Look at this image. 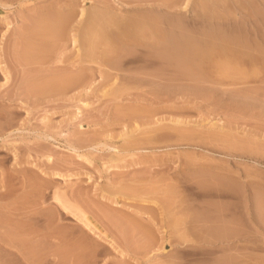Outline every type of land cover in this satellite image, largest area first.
<instances>
[{"label":"rangeland","instance_id":"rangeland-1","mask_svg":"<svg viewBox=\"0 0 264 264\" xmlns=\"http://www.w3.org/2000/svg\"><path fill=\"white\" fill-rule=\"evenodd\" d=\"M184 2L0 0V264H264V0Z\"/></svg>","mask_w":264,"mask_h":264},{"label":"bare ground","instance_id":"bare-ground-1","mask_svg":"<svg viewBox=\"0 0 264 264\" xmlns=\"http://www.w3.org/2000/svg\"><path fill=\"white\" fill-rule=\"evenodd\" d=\"M189 2V0H185V4H184V8L189 4L188 3ZM82 11H84V9H82ZM82 14H84L83 12H82ZM72 17H70V20H72L71 19ZM69 20V19H68ZM47 21V20H46ZM67 21V20H66ZM66 21H62L63 22V24H66ZM69 22V21H68ZM67 22V23H68ZM63 24H61V25H63ZM69 24V23H68ZM57 25V24H56ZM59 25V24H58ZM64 26V25H63ZM67 25H65V27H66ZM64 27V28H65ZM65 31V30H64ZM60 32V30L57 32V33H59ZM73 32H75V31H73ZM62 33V32H61ZM73 34V33H72ZM75 34V33H74ZM73 34V39H74V43L77 41V35L75 36ZM110 34V33H109ZM182 35V34H181ZM109 35H107V37H108ZM115 37V36H114ZM175 40H177V39H175ZM174 40V41H175ZM236 42V41H235ZM239 42V41H238ZM113 43V42H112ZM117 43V42H116ZM115 43V44H116ZM178 43V42H177ZM168 44V43H167ZM175 44V43H174ZM181 44V43H180ZM187 45V44H186ZM188 45H190V44H188ZM194 45V44H193ZM239 45V44H238ZM114 46V45H113ZM181 46H183V45H181ZM193 47V46H192ZM196 47V46H195ZM233 47V46H232ZM89 48H90V46H89ZM115 48V47H114ZM117 48V47H116ZM230 48V47H229ZM91 49V48H90ZM112 49V48H111ZM180 49V48H179ZM197 48H195V50H196ZM210 49V48H209ZM220 49V48H219ZM117 50H118V48H117ZM206 50V49H205ZM227 50V49H226ZM232 50V49H231ZM234 50V49H233ZM240 50V49H239ZM238 50V51H239ZM112 51V50H111ZM114 51V50H113ZM112 51V52H113ZM115 51H116V49H115ZM173 51V50H172ZM176 51V50H175ZM199 51V50H198ZM197 51V52H198ZM210 51V50H209ZM110 52V51H109ZM261 52V51H260ZM111 53V52H110ZM164 53V52H163ZM240 53V52H239ZM239 53H237L236 52V54H239ZM251 53V52H250ZM257 53V52H256ZM114 54V53H113ZM112 54V55H113ZM117 54V53H116ZM175 54H176V52H175ZM191 54V53H190ZM190 54H188V55H190ZM200 54H201V52H200ZM203 54V53H202ZM258 54V53H257ZM261 54V53H260ZM232 55V54H231ZM183 56V55H182ZM181 56V57H182ZM192 56V55H191ZM196 56H197V54H196ZM208 56V55H207ZM240 56V55H239ZM254 56V55H253ZM110 57H111V55H110ZM194 57V56H193ZM231 57V56H230ZM237 57V56H236ZM262 57V59H263V57L264 56H261ZM260 57V58H261ZM105 58V57H104ZM238 58V57H237ZM241 58V57H240ZM244 58H246V57H244ZM254 58V57H253ZM252 58V59H253ZM255 58H256V56H255ZM108 60L110 59V58H107ZM233 59V58H232ZM257 59H259V58H257ZM185 61V63H187L186 61V59H184ZM241 60V59H240ZM244 60V59H243ZM260 60V59H259ZM112 61V60H111ZM239 62V61H238ZM241 62V61H240ZM253 62V61H252ZM184 63V64H185ZM190 63V62H189ZM188 63V64H189ZM252 64V63H251ZM2 66V65H1ZM187 66H189V65H187ZM3 69V68H2ZM264 69V68H263ZM6 70V69H5ZM3 71H4V69H3ZM5 72V71H4ZM7 72V71H6ZM8 73V72H7ZM72 74V73H71ZM74 75H73V77H69L68 78V80L70 81V83H67L68 84V86L70 87V84H72V83H76L77 84V80L80 78V77H82V76H84V75H82V76H80V77H78V76H76L75 75V73H73ZM79 74H82V73H79ZM7 75V74H6ZM264 75V74H263ZM88 77V76H87ZM91 77V76H90ZM6 81H8V77H6ZM82 79V78H81ZM61 80V79H60ZM60 80H58V81H60ZM67 80V79H66ZM65 80V81H66ZM68 80H67V82H68ZM89 80H90V78H89ZM89 80H87V81H89ZM261 80H263V79H261ZM5 81V82H6ZM55 81V80H54ZM54 81H53V83H54ZM58 81H56V82H58ZM63 81V80H62ZM65 83V82H64ZM63 83V84H64ZM74 83V85H76ZM78 83H80V82H78ZM90 83H91V81H90ZM60 84V83H59ZM62 84V83H61ZM88 84V83H87ZM51 85H52V83H51ZM73 85V84H72ZM92 85V84H91ZM49 86V85H48ZM62 86V85H61ZM65 86V85H64ZM68 86H67V88H68ZM78 86V85H77ZM83 86H85V85H83ZM87 86V85H86ZM89 86V85H88ZM74 87V86H73ZM53 88H55L54 87V85H53ZM60 88V87H59ZM62 88H64V87H62ZM66 88V87H65ZM72 88V87H71ZM69 89V88H68ZM264 89V88H263ZM261 91V90H260ZM258 92V91H257ZM108 93V92H107ZM55 198L57 199V201H58V203H59V206H57V207H59V209H64L65 211H70L73 215H75L77 218H78V220H79V222L80 223H78V226L86 233V234H89V236L91 235V237H94V239H96L97 241H99L100 243L99 244H102L101 242L102 241H105V242H108L116 251H118L119 252V254L121 255V257L123 258V259H125L126 258V256L128 257V251L126 250V248L125 247H122L120 244H118L117 243V241H116V238H114L115 236H112L111 235V233H110V230L108 229V227L107 226H105L104 227V223L103 222H101L94 214H90L87 210H85L83 207H81V205H79L78 203H73V202H68V201H66V200H64L63 199V197H60V196H58V195H56L55 196ZM114 207V206H113ZM112 207V208H113ZM118 207V206H117ZM115 209V208H114ZM61 210H59V211H61ZM64 210H62L63 211V213H64ZM113 210V209H112ZM118 210V209H117ZM116 210V211H117ZM121 211V210H120ZM119 211V212H120ZM123 211V210H122ZM130 212V211H129ZM62 213V212H61ZM108 213V212H107ZM121 213V212H120ZM124 213H125V211H124ZM134 213V212H133ZM26 214V213H25ZM110 214V213H109ZM114 214V213H113ZM112 214V215H113ZM126 214H127V212H126ZM126 214L124 215V217H126ZM129 214V213H128ZM146 214V213H145ZM115 215H116V213H115ZM136 215V214H135ZM143 215H144V213H143ZM108 216H110V215H108L107 214V217ZM121 216V215H120ZM128 216V215H127ZM138 216V215H137ZM148 216V215H147ZM28 217V216H27ZM61 217V216H60ZM105 217H106V215H105ZM143 217H145V216H143ZM37 218V217H36ZM109 218V217H108ZM127 218V217H126ZM130 218V217H129ZM128 218V219H129ZM132 218V220L133 219H135L134 217H131ZM136 218H138V217H136ZM148 218V217H147ZM32 220V219H31ZM119 221H120V219H118ZM131 220V221H132ZM137 220V219H136ZM141 220V219H140ZM126 221V220H125ZM133 222V221H132ZM123 223V222H122ZM134 223H135V221H134ZM140 223V222H139ZM126 224H128V223H126ZM141 224V223H140ZM123 225H124V223H123ZM122 225V226H123ZM134 225V224H133ZM138 225V224H137ZM107 227V228H106ZM125 227V226H124ZM138 227H140L139 225H138ZM134 228V227H133ZM113 229V228H112ZM117 230V229H116ZM127 230V229H126ZM31 231V230H30ZM135 231V230H134ZM148 232V231H147ZM27 233L29 234L28 236H29V238L30 239H35V240H39L38 238H36V231H32V232H29V231H27ZM149 233V232H148ZM151 233V232H150ZM33 234V235H32ZM153 235H154V233H153ZM144 236V235H143ZM148 236V235H147ZM147 236H146V238H147ZM152 237V236H151ZM150 237V238H151ZM61 238H62V236H61ZM153 238H155V236L153 237ZM150 240V239H149ZM152 240V239H151ZM10 241H14L13 239H11ZM91 241H92V238H91ZM154 241V240H153ZM152 241V242H153ZM96 242V241H95ZM119 242V241H118ZM11 243V242H10ZM63 243V242H62ZM84 243V242H83ZM97 243V242H96ZM88 244V243H87ZM10 245H12V243L10 244ZM89 246V245H88ZM94 247V246H93ZM95 248V247H94ZM92 250V249H91ZM94 251V250H93ZM26 252V251H25ZM95 253V252H94ZM129 258V257H128Z\"/></svg>","mask_w":264,"mask_h":264}]
</instances>
